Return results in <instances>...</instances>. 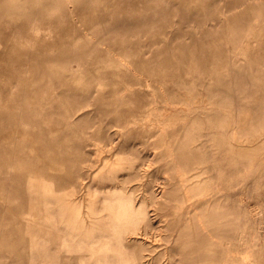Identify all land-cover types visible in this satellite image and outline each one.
Wrapping results in <instances>:
<instances>
[{
  "label": "rangeland",
  "instance_id": "374dc122",
  "mask_svg": "<svg viewBox=\"0 0 264 264\" xmlns=\"http://www.w3.org/2000/svg\"><path fill=\"white\" fill-rule=\"evenodd\" d=\"M0 264H264V0H0Z\"/></svg>",
  "mask_w": 264,
  "mask_h": 264
},
{
  "label": "bare ground",
  "instance_id": "6f19581e",
  "mask_svg": "<svg viewBox=\"0 0 264 264\" xmlns=\"http://www.w3.org/2000/svg\"><path fill=\"white\" fill-rule=\"evenodd\" d=\"M263 140V139H262Z\"/></svg>",
  "mask_w": 264,
  "mask_h": 264
}]
</instances>
